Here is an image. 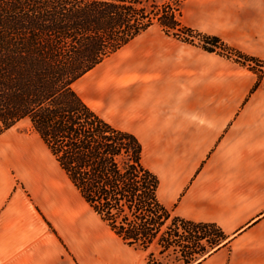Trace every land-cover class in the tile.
Returning <instances> with one entry per match:
<instances>
[{"label": "crops", "instance_id": "crops-1", "mask_svg": "<svg viewBox=\"0 0 264 264\" xmlns=\"http://www.w3.org/2000/svg\"><path fill=\"white\" fill-rule=\"evenodd\" d=\"M181 11L183 26L264 61V0H186ZM258 78L154 26L75 84L103 119L139 138L143 162L160 180L161 203L228 237L191 264H264V77L253 92ZM8 154L0 155V264H150L151 251L179 253L125 244L82 197L77 206L56 197V182L40 164L21 171L26 183L41 177L34 203ZM87 206L93 213H85Z\"/></svg>", "mask_w": 264, "mask_h": 264}, {"label": "trees", "instance_id": "trees-1", "mask_svg": "<svg viewBox=\"0 0 264 264\" xmlns=\"http://www.w3.org/2000/svg\"><path fill=\"white\" fill-rule=\"evenodd\" d=\"M185 1L0 0V136L28 121L87 205L125 244L159 247L161 255L179 249L191 264L195 254L204 257L228 237L214 224L167 209L139 138L112 126L75 90L82 77L154 26L194 45L192 35H199L207 52L258 74L257 90L264 61L183 26ZM155 257L151 251L149 263L161 264Z\"/></svg>", "mask_w": 264, "mask_h": 264}, {"label": "rangeland", "instance_id": "rangeland-1", "mask_svg": "<svg viewBox=\"0 0 264 264\" xmlns=\"http://www.w3.org/2000/svg\"><path fill=\"white\" fill-rule=\"evenodd\" d=\"M192 37L200 38L199 35L194 34ZM202 39L200 38L199 45H202L201 42ZM233 58H237L233 56ZM76 90L80 95L87 100V92L85 89L77 86ZM94 109L98 110L97 107L91 105ZM99 111V110H98ZM39 137L36 132L31 128V125L28 121H23L19 123L14 128L10 129L9 131L5 132L2 136H0V155L6 156V154L10 155L12 158L15 159V164L13 168V173L15 174V177L17 181L23 186V188L29 187L31 189V193L29 194L31 200L35 203H38V186L41 182V177L37 176L34 181H28V183L24 182L21 176L22 169L26 166H29L30 169H32L36 164H40L42 170L47 172V177L50 179V181L56 182V197L64 196L70 203H73L77 206L78 202L83 201L81 200L82 196L77 194L74 186L71 182H68V178L66 175L61 174L58 168V165L56 161L51 159L50 154L46 152L45 149L42 148V146L39 144V141L37 140ZM25 145V148H22V146ZM19 147V148H18ZM28 150H30V154H24ZM29 155V157H28ZM38 159V162H37ZM28 164V165H27ZM31 185V186H30ZM31 187V188H30ZM28 189V188H27ZM27 190V192L30 190ZM86 214L93 213L88 206L85 210ZM189 241L187 238L185 240ZM187 247V244H181V247ZM191 247V245H190ZM183 250V249H182ZM195 252H199L198 249H195ZM199 257V256H195ZM155 260H157L161 264H178L177 262L179 260H183L181 258L180 252L178 254H173L170 252L169 254H166L164 256H156Z\"/></svg>", "mask_w": 264, "mask_h": 264}, {"label": "built area", "instance_id": "built-area-1", "mask_svg": "<svg viewBox=\"0 0 264 264\" xmlns=\"http://www.w3.org/2000/svg\"><path fill=\"white\" fill-rule=\"evenodd\" d=\"M191 39H192V38H191ZM193 40L196 41V43H198L197 41H199L200 38H197V37H196V38H193Z\"/></svg>", "mask_w": 264, "mask_h": 264}]
</instances>
